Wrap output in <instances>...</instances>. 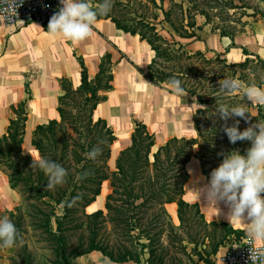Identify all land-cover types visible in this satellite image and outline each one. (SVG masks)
I'll list each match as a JSON object with an SVG mask.
<instances>
[{"label":"trees","instance_id":"obj_1","mask_svg":"<svg viewBox=\"0 0 264 264\" xmlns=\"http://www.w3.org/2000/svg\"><path fill=\"white\" fill-rule=\"evenodd\" d=\"M149 1L156 4V0ZM170 2L172 4L167 10L163 7L160 9L162 21L169 25L171 31H166L169 38L161 35L156 27L157 23L143 18L136 23L138 27L125 25L110 15L98 19L111 20L118 29L137 35L150 46L153 57L146 70L137 68L150 83L167 88L172 93L167 87L170 76L182 81L185 94L195 98L197 104L192 115L194 137H171L154 149V133L143 122L133 120L130 144L118 153L114 170H110L108 160L116 136L105 119L94 116V110L105 100L106 92L112 87L111 55L106 53L101 58L98 72L92 79L88 77L83 60L77 56L81 68L80 84L73 87L67 78L62 77L56 107L58 117L36 125L32 132L31 145L39 156L56 160L69 173L63 186L49 191L46 190L47 176L39 168L31 167L32 158L22 151L29 92L26 91L27 97L23 101L9 107L11 117L5 132L0 135V170L8 177L12 189L23 196L29 193L30 199L46 203L50 207L46 211L37 209L43 215L39 226L52 235L59 264H70L72 258L94 250L100 251L113 262L168 264L166 260L169 254L163 244V237L168 232L172 239L179 241L176 252L171 256V264H211L212 256L227 239L226 234H219L216 228L223 226L233 235L238 233L227 223L206 221L197 203H188L183 199L184 185L189 178L186 164L191 157L199 161L201 173L210 179L211 171L222 162V153H230L233 149L244 154L250 143H230L224 131L210 121L212 117L209 118V114L216 97L203 84V77L210 71H198V64L208 65L213 61L205 57L203 51L186 50L181 41L199 39L196 30L200 27L195 22V15L204 16L205 24H208V11L200 8V3L196 0H187L191 7L185 6L183 0ZM173 7L179 13H172ZM215 7L216 5H212L209 8ZM172 14L175 17L172 18ZM153 19L156 20V17ZM236 32L220 30V34L229 36ZM243 53L248 55L245 49ZM215 56L224 68H246L255 61L260 63L264 71V60L257 56L254 59L247 56L239 63H227L218 54ZM163 60L175 62L169 72L164 71L160 65ZM216 74L220 80L226 78L220 72ZM244 83L249 84L247 81ZM256 111L260 119L264 120L260 107ZM93 147L102 149V154L96 161L87 156ZM85 171L90 175L82 180L80 177ZM105 181H108L110 189L103 208L86 213V207L100 195ZM172 202L177 205L178 225L173 224L165 208L166 204ZM58 208L61 209L60 212H57ZM9 218H15L13 211L9 213ZM12 221L18 228V222ZM105 222L119 229L129 243L116 246L100 243L98 233ZM83 224L89 232L86 247L81 249L77 245L68 249L66 231ZM184 227L186 239H181L176 235V230ZM239 237V240L243 238ZM133 244L134 249L138 248L139 252L132 249ZM190 244L192 247L189 249ZM207 247L210 249L207 250Z\"/></svg>","mask_w":264,"mask_h":264},{"label":"crops","instance_id":"obj_2","mask_svg":"<svg viewBox=\"0 0 264 264\" xmlns=\"http://www.w3.org/2000/svg\"><path fill=\"white\" fill-rule=\"evenodd\" d=\"M195 19L200 27L196 30L199 39L185 40L191 50L204 51L213 56L218 54L227 63H239L247 56L251 59L257 56L264 60V18L255 22L251 32H238L233 36L210 29L201 15H196ZM243 49L248 55L243 53ZM106 53L111 55L112 87L106 92L105 100L95 108L94 116L105 119L117 131L116 140L111 146V158L130 144V134L134 127L131 117L143 122L148 128L149 125L156 127L162 137L158 136V141L162 143L156 144V133L152 131L155 149L171 137L195 136V130L191 128L193 114L190 107L175 99L172 93L150 83L137 70L145 71L151 61L153 51L150 46L137 35L121 31L109 19H98L92 37L79 44L62 36H52L35 22L9 26L0 19V127H4L0 135L5 132L11 117L9 107L23 101L28 91V114L22 147L24 143L30 145L39 156L31 145L30 137L36 125L58 117L56 107L60 79L67 78L73 87L80 84L81 68L77 56L83 60L88 77L92 79ZM257 85L264 87V78ZM252 106L255 110L260 107L264 114V106ZM187 168L190 171L187 170L189 178L184 185L183 199L188 203H197L206 221L227 223L240 236L247 237L244 225L229 222V209L223 202L218 205V210L208 204L203 194L198 200L196 190L208 180L201 173L199 161L191 157L186 164ZM9 188L13 190L10 186ZM9 198L12 202L14 197L11 195ZM97 202L94 201L89 206L96 205ZM99 205L97 209L101 208ZM165 208L173 224L178 225L176 203H168ZM231 240L232 234L227 235V239L212 256L211 264H223L222 257ZM70 264L135 263L113 262L100 251L94 250L72 258Z\"/></svg>","mask_w":264,"mask_h":264},{"label":"rangeland","instance_id":"obj_3","mask_svg":"<svg viewBox=\"0 0 264 264\" xmlns=\"http://www.w3.org/2000/svg\"><path fill=\"white\" fill-rule=\"evenodd\" d=\"M175 2H182V0H173ZM185 6L191 7V4L187 2V0H183ZM198 1L199 7L203 8L208 11L210 16V22L208 23L210 29L214 30H226L230 32H251L253 30V26L255 22L259 19L264 18V1L263 0H196ZM93 4H97L99 0H92ZM170 0H156V4H153L149 0H113V7L111 12L108 14L113 18L118 19L121 23L129 26L138 27L136 24L141 18L154 21L157 23L156 27L158 28L161 35L169 38L167 34V30L169 32V25L163 22V15L161 13V8L163 7L167 10L171 6ZM193 4V3H192ZM233 7H232V5ZM212 5H216L214 9H210L209 7ZM178 12L179 10L173 7V12ZM193 11V10H192ZM200 15V14H196ZM195 15V17H196ZM172 18L175 17L174 14L171 15ZM202 16V15H201ZM156 17V20L153 18ZM204 18V16H203ZM205 19V18H204ZM161 21V22H159ZM196 22V19H195ZM163 29H160V28ZM186 39L181 40L185 46L186 50H191L188 47V43L185 42ZM176 48V46H173ZM204 52V51H203ZM205 57L210 58L213 63L205 65L204 63L198 64V71L201 69L205 71H210L203 77V81L208 89L212 93V96L216 97V100L213 102L212 112L209 114L210 121L216 126H219L220 129L223 130V121H220L217 117L214 116V111L217 103L220 104H227L229 106H235L239 104H246L248 107L249 112L253 117H251L250 123H255L257 120H261L255 110V107H251V105L247 104L246 101L242 99V95H229L228 93L222 91L219 88L218 82L220 81L217 78L216 72H220V74L225 75L226 78H237L242 82H249V84H257L261 82L264 78V71L261 69V65L259 62H251L247 65L246 68H229V67H222L221 63L217 62V57L212 54H208L204 52ZM170 61V60H169ZM45 64V62H42ZM174 61L168 62L167 60L160 63L163 67L164 71L169 72L173 67ZM40 65V64H39ZM207 69V70H206ZM172 77L170 76V79ZM197 78V77H196ZM169 87V86H167ZM167 91V88H162ZM174 98L180 101L181 103L185 104L187 107H190V111L192 114L194 113L195 109L197 108V104L195 103V98L189 97V95L185 94L183 96H177L172 93ZM99 114V113H98ZM250 115V114H249ZM133 120H137L134 117H131ZM239 119V118H236ZM234 121L230 119L228 124L231 125ZM111 125V124H110ZM249 124L246 123L244 120H240L239 129L242 131ZM113 128V126H112ZM193 128V126H191ZM4 127H0V133L3 132ZM149 130L156 133V144L159 145L162 142L158 141V136L161 137L158 130L154 126L149 125ZM113 131L117 137V131L115 127ZM192 131V130H191ZM195 135V132H194ZM31 138V137H30ZM162 138V137H161ZM222 146V145H221ZM223 147V146H222ZM23 153L31 157L30 153L33 154L34 157H39L36 152H34L30 145L24 143V147H22ZM155 149V148H154ZM231 151H234L233 149ZM116 157V156H115ZM115 157L113 161L108 160V166L110 170H114L115 165ZM32 158V157H31ZM188 171H190L187 168ZM1 171V170H0ZM109 183L105 181L102 184V189L100 195L96 197L95 201H98L91 206H88L85 209L86 213H90L97 209L98 205L103 208V203L105 201V197L109 192ZM13 195L12 202L9 200L10 196ZM23 196L19 191L9 188V181L6 174L1 171L0 172V216L7 215L9 217V213L13 211L15 213V218L12 220H16L19 232L22 236V243H19L16 247L11 249H0V264H59L58 257L55 253L56 244L52 239V235L48 232L44 231L43 227L39 226L41 218L43 217L37 209L41 208L44 211L48 210L50 207L46 203H41L39 201H34L29 198V193L24 194ZM11 205H10V204ZM59 209V208H58ZM59 209L57 212H60ZM20 213V216L18 214ZM195 213V211H193ZM196 215V214H195ZM54 223L52 222V227H54ZM71 225V224H69ZM168 231H170L168 229ZM216 231L224 235L232 234L227 227H217ZM99 239L100 243H108L109 245H118V244H125L127 245L128 239L120 234V230L112 227V225L108 222L102 224L99 230ZM176 235L181 239H186V228H181L180 230H176ZM89 236L88 229L85 227V224L81 225L76 229H71L66 231V239L68 249L76 247L77 245L80 248H85L87 245V239ZM232 238L234 240H239V233L232 234ZM163 244L165 249L168 251L169 258L166 260L168 264H171V256L177 250L179 246V241L177 239H172L171 234L164 235L163 237ZM132 249L134 251L139 252L140 250L135 248V245H132ZM189 249L192 247L190 244ZM227 248V247H226ZM207 250L210 247L206 248ZM179 255V254H177ZM143 257H146L143 256ZM145 258H143L144 260ZM185 259V258H184ZM196 259V258H195ZM188 263V262H187ZM186 263V264H187ZM141 264V263H140ZM189 264V263H188Z\"/></svg>","mask_w":264,"mask_h":264},{"label":"clouds","instance_id":"obj_4","mask_svg":"<svg viewBox=\"0 0 264 264\" xmlns=\"http://www.w3.org/2000/svg\"><path fill=\"white\" fill-rule=\"evenodd\" d=\"M59 5L58 11L49 19L47 32L79 44L92 37L98 18L111 12L113 0H99L95 5L92 0H59ZM168 83L172 93L185 95L180 79L173 77ZM218 84L229 95H242L247 104L264 106V87L245 84L237 78H223ZM214 116L223 121V131L230 143L247 141L250 146L244 154L239 150L222 153V162L211 171L207 183L196 190L198 200L203 194L208 204L218 210V205L223 202L229 209V222L245 226L249 264H264V120L250 123L253 116L246 104L229 106L217 103ZM230 119L234 121L231 125L228 124ZM240 120L249 124L242 131L239 129ZM101 154L100 147H93L87 156L96 161ZM30 155L31 167L39 168L48 178L46 190L54 191L66 183L69 173L61 163L43 155L38 158ZM89 175L85 171L80 178L83 180ZM19 243H22L19 229L7 215L0 216V249H11Z\"/></svg>","mask_w":264,"mask_h":264},{"label":"built area","instance_id":"obj_5","mask_svg":"<svg viewBox=\"0 0 264 264\" xmlns=\"http://www.w3.org/2000/svg\"><path fill=\"white\" fill-rule=\"evenodd\" d=\"M59 7V0H0V19L9 26L35 22L47 30L49 19ZM247 245L248 237L228 243L223 264H249Z\"/></svg>","mask_w":264,"mask_h":264},{"label":"bare ground","instance_id":"obj_6","mask_svg":"<svg viewBox=\"0 0 264 264\" xmlns=\"http://www.w3.org/2000/svg\"><path fill=\"white\" fill-rule=\"evenodd\" d=\"M113 158H114V156H112V158H111V162L113 161ZM97 205V204H96Z\"/></svg>","mask_w":264,"mask_h":264}]
</instances>
